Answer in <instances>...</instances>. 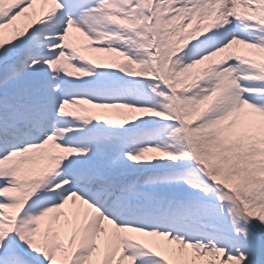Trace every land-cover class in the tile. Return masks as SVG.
<instances>
[{
    "label": "snow or ice",
    "instance_id": "snow-or-ice-1",
    "mask_svg": "<svg viewBox=\"0 0 264 264\" xmlns=\"http://www.w3.org/2000/svg\"><path fill=\"white\" fill-rule=\"evenodd\" d=\"M0 264H264V0H0Z\"/></svg>",
    "mask_w": 264,
    "mask_h": 264
}]
</instances>
